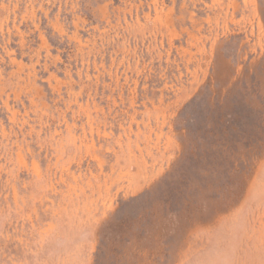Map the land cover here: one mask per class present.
<instances>
[{"label":"rangeland","instance_id":"rangeland-1","mask_svg":"<svg viewBox=\"0 0 264 264\" xmlns=\"http://www.w3.org/2000/svg\"><path fill=\"white\" fill-rule=\"evenodd\" d=\"M0 264H264V0H0Z\"/></svg>","mask_w":264,"mask_h":264}]
</instances>
